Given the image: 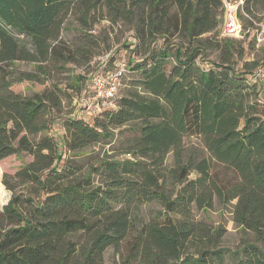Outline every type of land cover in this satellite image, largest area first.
Masks as SVG:
<instances>
[{"label":"trees","instance_id":"trees-1","mask_svg":"<svg viewBox=\"0 0 264 264\" xmlns=\"http://www.w3.org/2000/svg\"><path fill=\"white\" fill-rule=\"evenodd\" d=\"M242 2L245 32L234 38L219 37L221 0H0V160L31 157L2 175L11 196L0 264H104L109 247L125 248L121 264H264V91L248 81L264 57L245 58L264 36L253 21L264 0ZM71 24L73 44L62 36ZM120 24L131 29L127 73L139 79L115 107L60 118L59 143L66 88L91 90ZM208 50L217 61L201 65ZM90 63L84 90L82 75L70 87L52 81ZM125 131L134 135L119 157L84 161ZM153 202L161 214L137 220L135 208ZM215 204L231 206L250 242L230 250L223 226L194 216Z\"/></svg>","mask_w":264,"mask_h":264},{"label":"rangeland","instance_id":"rangeland-1","mask_svg":"<svg viewBox=\"0 0 264 264\" xmlns=\"http://www.w3.org/2000/svg\"><path fill=\"white\" fill-rule=\"evenodd\" d=\"M223 16H224V8L221 7L219 11V26L217 28L219 37L223 34ZM254 26L261 28L264 23V17L261 12H257L255 18H253ZM104 23L97 25L94 29V33H98L99 29L102 28ZM62 36L63 39L68 43L73 44L78 35V31L76 30L75 24L66 25ZM131 34V29L128 28L125 24H120L118 26L113 27V29L109 32L105 48L99 50V54L103 55L106 52H110L114 57H120L124 55L128 62L131 60L130 50L126 46L128 45V38ZM258 33L256 38L258 37ZM158 45L161 43V40H158ZM264 57V39L260 41L256 39V47L252 52H247L245 54L246 59H255L260 60ZM197 61L200 62L201 65H209L212 61H217V52H213L212 50H208L205 55L197 56ZM93 64L87 65H71L69 64L67 70L60 73H54L52 81L55 83H61V87H70L73 84L72 80H75V76L82 75L85 79L82 81L81 89L84 90L87 85V77L93 71ZM22 68L29 69V65H23ZM140 74L138 72H128L122 79L120 86L116 92L115 100H113V107H115L116 99L120 96L124 95L125 92L135 84L136 80L139 79ZM85 95H91L90 89H85ZM82 93V92H81ZM80 95L76 89L66 88V92L62 98L61 108L58 112L57 117L55 118V124H57V128L59 127V119L65 117L73 113L74 111L80 112L85 117H90L89 114L81 110ZM57 141L61 143V129L58 128ZM134 135L133 131H125L124 133H115L114 136L103 143H100L95 146L88 147L86 152L89 153V156H86L84 161L93 162L98 156L108 155L119 157L121 151L123 150L124 143L126 142L127 137H132ZM170 156L168 157V160ZM31 160L30 156L23 155L21 157H16L15 155L8 156L2 160H0V208L1 206L8 201L11 196V192L5 189L2 184V175L3 173L13 174L19 168L23 166V164L29 162ZM136 219L137 220H147L153 216H157L161 214V207L153 202L150 204L140 205L135 208ZM194 216L197 219H204L210 222L213 225H221L226 230L221 245L230 249L236 250L241 247L244 242H250L252 236L250 234L244 233L240 228L234 225L231 219V206H220L219 204H215L212 210L207 211H193ZM125 253V248L122 247L120 251H115L113 248L109 247L105 250L103 254V263L104 264H121L123 261V255Z\"/></svg>","mask_w":264,"mask_h":264},{"label":"built area","instance_id":"built-area-1","mask_svg":"<svg viewBox=\"0 0 264 264\" xmlns=\"http://www.w3.org/2000/svg\"><path fill=\"white\" fill-rule=\"evenodd\" d=\"M224 8L223 34L228 37L241 38L245 32L238 18V11L242 10V0H221ZM257 40L264 39L261 32ZM110 52L100 56V68L95 72L91 80V95H83L79 105L81 110L92 116L102 109L113 107V99L120 86L121 79L127 73V58L110 57ZM249 82L258 84L264 91V61L261 66L251 71Z\"/></svg>","mask_w":264,"mask_h":264}]
</instances>
